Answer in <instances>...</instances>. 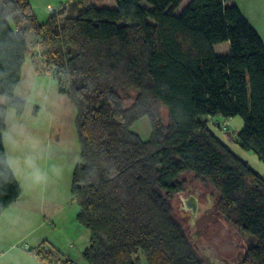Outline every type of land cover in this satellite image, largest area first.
Wrapping results in <instances>:
<instances>
[{"label":"trees","instance_id":"1","mask_svg":"<svg viewBox=\"0 0 264 264\" xmlns=\"http://www.w3.org/2000/svg\"><path fill=\"white\" fill-rule=\"evenodd\" d=\"M182 1L114 0L76 15L63 7L41 23L29 0H0L6 106L24 108L13 91L30 56L76 109L80 149L69 192L89 233L85 264H205L174 213L184 173L217 191L219 215L246 245L240 264H264V176L207 119L240 116L236 143L264 160V45L230 0H189L175 13ZM221 42L226 54L214 51ZM142 117L147 139L132 129ZM4 128L0 113V213L21 194ZM32 251L48 264H74L46 242Z\"/></svg>","mask_w":264,"mask_h":264},{"label":"crops","instance_id":"2","mask_svg":"<svg viewBox=\"0 0 264 264\" xmlns=\"http://www.w3.org/2000/svg\"><path fill=\"white\" fill-rule=\"evenodd\" d=\"M227 4L229 3L227 2ZM36 48L38 47L36 46ZM26 62L29 71H27L26 81L21 87L22 69ZM37 78L36 83L46 80L47 86L53 84L52 75L47 71L35 70L32 59L28 56L21 67V76L13 91L14 96L22 99L25 104L24 94L23 96L18 94L17 89L19 87V89L26 90L31 85L34 87ZM9 108L14 109L6 106L5 97H0V113L4 117L8 114ZM34 111L33 118L28 114L25 120H22L23 114H26L25 108L20 114L15 111V119L10 116L16 130L14 141L8 148L5 146L4 138L6 127L3 131V146L7 162L21 187V194L0 213V264H48L40 260L36 253L32 251L33 248L43 242L51 245L58 252L63 253L64 257L68 258H70V252L75 249L78 256H76L77 258L72 256L71 261L74 264H82L84 262L82 252L88 246L89 237L85 229L80 227V224L77 225L74 220L78 212V206L71 200L69 194L71 175L74 166L78 162L79 152L76 158L75 148L71 151L68 149L67 154L73 156V164H71L72 168L70 166L69 168L64 167V149L60 146L59 135L56 133L53 137L48 135L46 131L50 128L47 129V127L37 122L39 108L36 107ZM50 131L53 132V129ZM10 149H14L11 152L14 160L20 159L25 163L24 167L18 168L21 178H19V174L13 169L9 161L8 150ZM50 154H52L51 157ZM60 184H64L63 191H68L67 198L64 196L61 199L57 198ZM192 197L197 198L195 194ZM62 222H64L63 225L72 223V226H74L72 234L69 235L62 230L59 231L63 226ZM74 228L79 232V238H75ZM60 239H62L61 243L63 244L59 243L58 240ZM87 241L88 243L85 245ZM57 264L67 263L59 262Z\"/></svg>","mask_w":264,"mask_h":264},{"label":"rangeland","instance_id":"3","mask_svg":"<svg viewBox=\"0 0 264 264\" xmlns=\"http://www.w3.org/2000/svg\"><path fill=\"white\" fill-rule=\"evenodd\" d=\"M188 1L189 0H183L180 3V5L174 10V12L178 13L182 8H184V6L188 3ZM29 3L31 5V8L35 16L37 17L38 21H40L41 23L45 22L54 11H59L63 7L67 9L66 13L68 15H76L88 6H96V7H114L115 6L114 0H82L81 2H76L75 4H70V0H29ZM228 3L234 4L239 8L243 17L258 32L263 42V45H264V0H230ZM59 21H62V19L59 18ZM213 47H214V51L218 54H226L229 50L228 42L217 43ZM25 59H28V57ZM22 70H23V73H22L21 87L24 85L27 75H28L27 71H29V66L27 62L23 66ZM52 79H53L52 86H47L48 84L46 80H42L40 83H36L38 80L37 78L35 81L36 85L34 87L33 85H31L26 90L19 89L18 87L17 93L21 94L22 96L24 94V97L26 98V101L24 104V108L26 109V114H23L22 120L27 119L28 114L33 118L35 114V111H34L35 108L36 107L39 108L37 122L47 127V129L49 128L50 130L53 129V132H51L50 130L46 131V133L50 135L51 137H53L55 133L59 135L60 137L59 141L61 144L60 146L61 148L64 149V158H63V161L65 163L64 167L69 168V166L71 167L72 166L71 164H73V160H72L73 156L72 155L69 156L67 154V151L69 150L71 151V149L75 148L74 152L76 153L75 156L77 158L78 152L80 149V143H79L76 125H75L76 109L74 105L71 103V101L69 100L68 95L59 90L57 81L53 77ZM39 88H41L40 91H39ZM9 109L10 110L8 114L6 115V117H4L5 127L7 129L4 132L6 148H8L10 144L14 141L15 130H16L15 125L12 123L11 118H10L11 116L15 119L14 114L16 110L11 109V108ZM161 114L165 120L166 112L164 108L161 109ZM207 119H208V126L212 130V132L215 135H217L221 140H223L225 143H227L229 147L231 148V150L235 154H237L241 159L245 160L253 170L258 172L260 175L264 176V160L259 158L258 155L254 151L245 150L241 148L235 141V136L237 132L243 126L242 118L238 115L229 117V118H224L222 116L217 115L214 117L208 116ZM132 129L135 132H137L143 139H147L151 131L148 118L142 117L141 119L136 121L133 124ZM61 148L59 149L61 150ZM13 150L14 149L8 150L9 161L11 162L13 169L17 172V174H19L18 168L21 166L24 167L25 163L23 162V160L20 161V159H15V160L13 159L12 153H11L13 152ZM51 156L52 154H50V157ZM18 176L19 178H21L20 174ZM182 177L185 180L184 189L187 188V191L191 192L192 195L195 194V190L202 191V192H199V194L197 195L200 198V201H198V203L204 202V195L206 193L209 195V199L211 202L215 200L214 189L210 185H203V186L201 185V188H199V186L197 185L191 173H184ZM58 187L59 188L57 192V198L61 199L63 198V196L67 198L68 191L66 192L63 191L64 184H60ZM186 193H185V190H183V192L178 193L174 197L173 199L174 213L183 222L187 234L189 233L192 234L193 227H191L190 230L188 229L189 212L188 210L185 211L184 209L185 207L183 204V199L187 198ZM77 210H78V207H77ZM217 217L218 218H217L216 224L217 225L219 224L220 227H218L219 225L215 226L213 231L218 233L215 235L216 238L214 240V243L217 244L219 249H223L224 246L228 242H231V241L237 242V243H243L242 236H238L236 233H234V231H228V226L225 224L222 218H220L218 215ZM74 220L76 221V218ZM63 223L64 222H62V225ZM77 225L79 224L77 223ZM73 227L74 226H72V223L64 224L63 226H61V229L59 231L62 230L63 232H66L67 234L70 235L73 233ZM80 227H83V226L80 225ZM83 229H85L89 237V233L87 229L85 227H83ZM85 231L84 233H86ZM74 235H75V238L80 237L79 232L75 228H74ZM190 239L192 238L190 237ZM58 241L60 244H63L61 243L62 239ZM195 242L198 244L199 247L201 246V244L197 242L196 239H195ZM87 243L88 241L85 243V245ZM59 253H60L61 258L69 259V260L73 258L72 256L74 257L78 256L75 253V249H73L70 252L69 254L70 258L64 257L63 253L61 252ZM207 258L210 259V256L207 255ZM75 263L77 262L75 261ZM82 264H85V261ZM138 264H146L143 257L141 258L140 261H138Z\"/></svg>","mask_w":264,"mask_h":264},{"label":"flooded vegetation","instance_id":"4","mask_svg":"<svg viewBox=\"0 0 264 264\" xmlns=\"http://www.w3.org/2000/svg\"><path fill=\"white\" fill-rule=\"evenodd\" d=\"M201 188L200 185H198ZM187 192V193H186ZM199 190H195V195L199 194ZM185 193L187 198L183 199L184 209L189 212V223L188 229L190 230L193 227L192 234L189 233L188 237L192 238V244L194 248L202 251V255L207 258V253L204 248L206 246H212L215 248L216 252L219 253L227 262V264H240L241 260L245 257L246 245L245 243H237V242H228L223 249H219L216 243H214L215 235L218 234L213 231L215 226H218L217 223V215L221 218L217 211V197L214 195L215 200L213 202L210 201L209 195L206 193L204 195V202L198 203L200 198L197 196V199L192 197L191 192L185 189ZM202 194V193H201ZM217 214V215H216ZM221 220V219H220ZM220 227V225L218 226ZM228 231H234L238 236H241L237 231L232 230L228 227ZM201 244V248H198V244ZM200 255V254H199ZM210 264H218L216 261L212 260Z\"/></svg>","mask_w":264,"mask_h":264},{"label":"water","instance_id":"5","mask_svg":"<svg viewBox=\"0 0 264 264\" xmlns=\"http://www.w3.org/2000/svg\"><path fill=\"white\" fill-rule=\"evenodd\" d=\"M214 194L215 196L217 197L218 196V193L217 191H214ZM195 201H196V198H195ZM200 248V247H198ZM205 252L207 253L208 256H210V259L209 258H206L202 255V251H200V257L201 259L203 260V262L205 264H210L212 260L216 261L218 264H227L226 260L219 254L216 252L215 248L212 247V246H206L204 248Z\"/></svg>","mask_w":264,"mask_h":264}]
</instances>
